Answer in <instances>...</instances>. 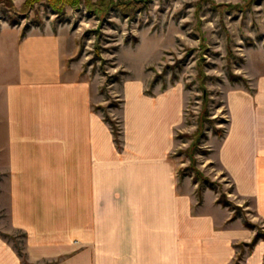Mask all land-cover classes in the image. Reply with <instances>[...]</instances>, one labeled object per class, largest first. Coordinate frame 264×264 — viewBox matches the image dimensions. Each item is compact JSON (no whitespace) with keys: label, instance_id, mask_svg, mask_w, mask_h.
<instances>
[{"label":"crops","instance_id":"obj_1","mask_svg":"<svg viewBox=\"0 0 264 264\" xmlns=\"http://www.w3.org/2000/svg\"><path fill=\"white\" fill-rule=\"evenodd\" d=\"M21 31L0 24V264H232L233 245L254 233L227 222L213 190L197 205L190 187L174 188L170 98L126 84L136 99L117 144L92 84L67 65L75 37L61 27ZM252 80L231 91L218 161L264 221V73ZM151 111L157 137L143 133ZM238 262L264 264V240Z\"/></svg>","mask_w":264,"mask_h":264},{"label":"rangeland","instance_id":"obj_2","mask_svg":"<svg viewBox=\"0 0 264 264\" xmlns=\"http://www.w3.org/2000/svg\"><path fill=\"white\" fill-rule=\"evenodd\" d=\"M24 1L0 0V24L13 21L21 30L26 28V33L61 27L74 36L78 51L67 65L78 64V77L89 80L96 92L95 111L102 117L107 114L111 118L120 139L125 107L133 106L136 99L126 84L138 81L140 96L170 98L171 147L168 156L174 188L190 187L193 201L201 204L210 188L204 182L198 194V184L189 182L192 181L190 176H179L177 169L186 166L189 160L176 151L187 148L191 138H177V134H189L195 128L196 114L201 108L197 87L201 72L206 75L204 83L210 91L213 117L228 119L229 124L232 89L248 88L255 84L252 79L256 73H264V0H149L133 18L122 17L119 11L110 7L96 15L85 8L83 0L78 9L67 5L62 16H57L45 0L31 7H23ZM90 2L98 7L102 3L110 4V0ZM181 58L183 61L171 68V64ZM229 71L245 78L247 86L230 82ZM155 73H161V76L152 84ZM114 76L119 79L115 81ZM155 115L156 111H151V121L143 126L146 130L143 133L151 132L152 137H157L162 129ZM227 124L220 120L217 127L225 130ZM206 134L201 145L209 149V153H197L196 166L203 175L218 182L217 191L211 189L214 192L207 193L210 199L225 191L232 204L242 206L237 219L243 226L246 220L264 230V221L257 216L253 202L232 193L230 178L221 168L218 152L223 136L217 137L210 129ZM209 196L205 197L207 201ZM223 207L227 208L231 218L233 210ZM230 218L227 222L234 220ZM6 224V213L0 210V225ZM250 230L255 233V229ZM243 243L245 241L233 245L238 259L249 251Z\"/></svg>","mask_w":264,"mask_h":264},{"label":"trees","instance_id":"obj_3","mask_svg":"<svg viewBox=\"0 0 264 264\" xmlns=\"http://www.w3.org/2000/svg\"><path fill=\"white\" fill-rule=\"evenodd\" d=\"M40 0H25L23 3V7H31L34 3ZM46 5L50 7V9L56 13L57 16H62L65 13V7L69 5L71 8L78 9L79 5L81 4L82 0H45ZM99 2H105V0H98ZM149 0H118L113 1L110 0V4L107 6L106 3H102L100 7L96 6L95 3L90 2V0H83V4L85 8H87L90 12L98 15L99 12L103 11V9L110 7L113 10L119 11L122 17L126 18H133L135 17L137 11L145 5ZM226 7H232L227 5H222ZM98 17V16H97ZM11 25H14L15 22H11ZM96 31V30H95ZM26 33V28L21 31V36H24ZM98 56V52L96 53ZM230 55V54H229ZM183 59H176L174 64H171V68L178 66ZM170 66V65H169ZM175 77V73L172 74ZM161 76V73H155L151 83H155L157 79ZM204 77H206L203 72L199 74L200 82L198 84V89L200 94L198 97L201 100L200 110L196 114L195 119V128L192 133H178L177 138H191V142L184 150H177L176 154H184L189 163L186 166L180 167L177 169V172L180 177L187 175L190 176L193 183H197V192L200 193V189L202 188L203 183L205 182L210 189H213L215 192L217 191L216 185L218 182L212 181L209 177L203 175L201 171L196 166V154H208L209 149L202 148V141L207 137L206 130L210 129L211 133L216 135L217 137H222L225 133L224 128L217 127V123L221 120L223 122H228V119H218L217 116L213 117L211 110V102L212 99L210 98V91L206 88L204 83ZM227 78L230 82H241L243 85L247 86V80L240 75L229 71ZM113 79L118 80L117 76H114ZM190 84H188L189 86ZM95 108V107H94ZM104 121L110 124L113 137L115 143H119V131L116 126H114L111 118L105 114L103 115ZM216 203L227 206L229 209L233 210L230 220H233L238 217L239 213L242 211V206L232 204V202L227 198L225 191H222L219 196L216 198ZM244 225L249 229H255V233L249 242H245V244L249 250H251L254 245L259 240H264V230L258 228L255 224L246 221ZM237 258L233 261L232 264H239L238 262V254L236 255ZM240 259V258H239Z\"/></svg>","mask_w":264,"mask_h":264}]
</instances>
